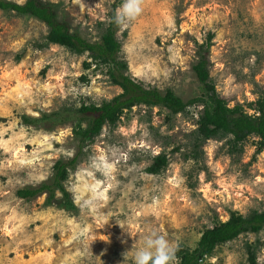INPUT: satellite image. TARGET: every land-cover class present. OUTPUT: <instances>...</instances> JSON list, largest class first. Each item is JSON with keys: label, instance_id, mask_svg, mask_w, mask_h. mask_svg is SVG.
Here are the masks:
<instances>
[{"label": "rangeland", "instance_id": "rangeland-1", "mask_svg": "<svg viewBox=\"0 0 264 264\" xmlns=\"http://www.w3.org/2000/svg\"><path fill=\"white\" fill-rule=\"evenodd\" d=\"M40 1L55 5L59 21L90 42L116 29L126 75L185 102L207 93L194 71L207 52L208 83L231 108L259 115L251 105L264 95V0H142V14L126 29L111 26L122 0ZM49 31L35 18L0 10V264H124L148 229L178 250L194 249L205 230L232 215L264 212L260 138L203 140L202 104L181 114L137 105L91 141L75 133L89 118L51 131L25 124L24 116L100 106L123 93L109 65L50 44ZM160 155L167 166L148 173ZM75 157L65 187L77 210L49 206L47 195L18 196L50 179L57 161ZM249 251L264 264V228L218 246L200 264H253Z\"/></svg>", "mask_w": 264, "mask_h": 264}, {"label": "trees", "instance_id": "trees-1", "mask_svg": "<svg viewBox=\"0 0 264 264\" xmlns=\"http://www.w3.org/2000/svg\"><path fill=\"white\" fill-rule=\"evenodd\" d=\"M55 5L45 4L40 0H27L20 4L9 0H0V10L4 12H15L20 16L35 18L45 23L50 31L48 42L70 49L72 52L88 57L94 61H100L109 65L110 77L116 85L120 86L123 93L110 102L102 105H83L80 109L58 111L44 114L41 118L23 117L25 124L35 127H43L51 131L59 125L72 121L85 120L89 118L86 129L78 127L75 133L83 140H92L102 132L106 124L115 125L125 109L137 105L164 106L174 114H181L191 105L202 104L203 115L200 119L199 133L204 140H210L219 135H231L235 142H242L250 136H257L261 140V148H264V95L255 104L251 105L257 110L258 116H251L242 106L231 108L226 99L221 97L208 81L210 74L208 70L207 52L204 53L199 62L194 66V71L199 81L205 86L206 94L200 98L185 102L172 90L166 93L159 89L145 88L130 76L126 75L127 65L118 59L121 50L120 43L116 39V29L110 27L101 42H90L77 33H72L66 23L59 21ZM113 22L111 26H114ZM211 44V37L207 42V49ZM204 46V45H202ZM203 48V47H201ZM78 157L72 160H59L53 168V175L47 181L38 186H28L18 191V196L31 201L40 196L47 195L46 204L56 205L61 209L77 210L75 203L65 187L71 170L77 167ZM166 155L155 158L154 164L147 170L148 173L157 175L167 166ZM61 195V197H59ZM264 228V212H254L249 216L232 215L227 222L216 224L213 228L205 230L194 249H180L178 256L179 264H200L204 259L212 256L220 245L233 241L245 233H259ZM251 254V262L256 263L254 255Z\"/></svg>", "mask_w": 264, "mask_h": 264}, {"label": "clouds", "instance_id": "clouds-1", "mask_svg": "<svg viewBox=\"0 0 264 264\" xmlns=\"http://www.w3.org/2000/svg\"><path fill=\"white\" fill-rule=\"evenodd\" d=\"M142 12V0H122L120 7L116 10L114 22L119 28L126 29ZM103 216L109 220L111 213H104ZM135 243V247L124 253V264L129 254H131V264H176L178 244L158 230H146Z\"/></svg>", "mask_w": 264, "mask_h": 264}]
</instances>
